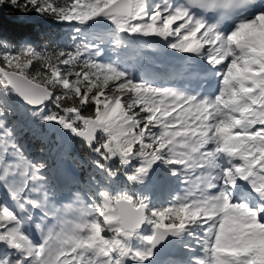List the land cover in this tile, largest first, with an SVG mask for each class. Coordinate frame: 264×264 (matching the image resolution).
Returning <instances> with one entry per match:
<instances>
[{"label":"snow or ice","instance_id":"snow-or-ice-1","mask_svg":"<svg viewBox=\"0 0 264 264\" xmlns=\"http://www.w3.org/2000/svg\"><path fill=\"white\" fill-rule=\"evenodd\" d=\"M6 10L65 25L71 45L0 36V264H264V0ZM158 43L178 61L163 73L143 55ZM45 126L100 177L62 207L29 147L53 151ZM121 176L133 190L109 187Z\"/></svg>","mask_w":264,"mask_h":264},{"label":"trees","instance_id":"trees-1","mask_svg":"<svg viewBox=\"0 0 264 264\" xmlns=\"http://www.w3.org/2000/svg\"><path fill=\"white\" fill-rule=\"evenodd\" d=\"M51 19H43L35 15H30L26 18H20L18 13L11 10H6L0 13V36L8 40L13 47L18 43L28 41L31 42L37 49L47 47L49 50H55L59 47H69L71 45L70 39L63 36L61 28L55 24ZM41 135L49 142L48 147L53 149L54 156L63 149V142H56L54 135L48 132L45 127L41 129ZM40 141L30 140L29 147L32 155L36 158L47 160L48 165L53 164V154L45 151L41 154L38 149ZM71 152L65 157L66 160L74 163L79 171V181L82 185L86 186V181L90 176L96 175L100 179L97 171L92 167L90 160L92 154L82 146L81 142L77 139H70ZM75 157L78 158L76 162ZM103 183V181H101ZM124 177H119L109 187L111 189L115 186L125 184Z\"/></svg>","mask_w":264,"mask_h":264},{"label":"rangeland","instance_id":"rangeland-1","mask_svg":"<svg viewBox=\"0 0 264 264\" xmlns=\"http://www.w3.org/2000/svg\"><path fill=\"white\" fill-rule=\"evenodd\" d=\"M55 24L58 25L61 28L62 32L64 33L63 36L64 37H67L69 39V30L67 29V27L65 25H61V24H57V23H55ZM45 129L48 132H50V133H52L54 135V139L56 140V142H58V143L63 142V144H64L63 150L61 151V153H59L55 157L54 165L50 169V172H49V176L50 177H54V178L58 177L59 178L57 180L56 185H60L61 183H64V182L67 181L64 178L63 173H62V165H63L64 162L60 163L59 164L60 166H56V164H57V162H59L60 158L63 155H65L66 153L70 152V140L67 141L65 139V137L61 134V132H59L57 130L56 126H45ZM50 154H53V152H50ZM75 160L77 162L78 161V158L75 157ZM71 164H73L76 167V165L74 163H71ZM55 175H56V177H55ZM74 185H77V186L78 185H80V186L82 185L75 176H73V179L69 182V189H72L73 190ZM124 187H129V190H133L130 186H127V183L121 184L119 186H115V188H113V190H117V189L124 188Z\"/></svg>","mask_w":264,"mask_h":264},{"label":"bare ground","instance_id":"bare-ground-1","mask_svg":"<svg viewBox=\"0 0 264 264\" xmlns=\"http://www.w3.org/2000/svg\"><path fill=\"white\" fill-rule=\"evenodd\" d=\"M160 43H162V42H160ZM156 50H162L165 54H169V53H170V50H167V49H163V48H161L159 43L157 44V48H156ZM169 55H170V54H169ZM174 63H175V64H178V61H174ZM155 64L157 65L158 63L155 62ZM164 72H165V71H164ZM65 139H66L67 141H69L71 138H66V137H65ZM64 187H65V186L61 187V190H64V189H65Z\"/></svg>","mask_w":264,"mask_h":264}]
</instances>
